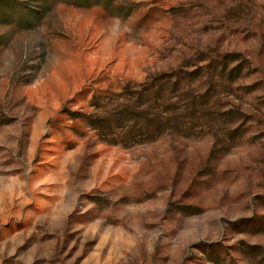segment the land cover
<instances>
[{
    "label": "rangeland",
    "instance_id": "1",
    "mask_svg": "<svg viewBox=\"0 0 264 264\" xmlns=\"http://www.w3.org/2000/svg\"><path fill=\"white\" fill-rule=\"evenodd\" d=\"M0 264H264V0H0Z\"/></svg>",
    "mask_w": 264,
    "mask_h": 264
},
{
    "label": "trees",
    "instance_id": "2",
    "mask_svg": "<svg viewBox=\"0 0 264 264\" xmlns=\"http://www.w3.org/2000/svg\"><path fill=\"white\" fill-rule=\"evenodd\" d=\"M118 0H73V3L79 6L87 7L94 4L102 5L105 8H109ZM128 10H130L128 8ZM129 12V11H128ZM129 14V13H126Z\"/></svg>",
    "mask_w": 264,
    "mask_h": 264
}]
</instances>
